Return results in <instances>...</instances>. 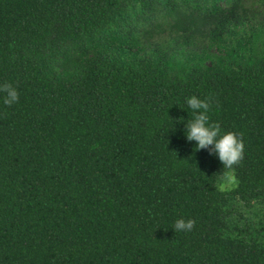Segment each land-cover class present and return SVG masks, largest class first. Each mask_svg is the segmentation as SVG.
I'll return each instance as SVG.
<instances>
[{
  "label": "trees",
  "instance_id": "obj_1",
  "mask_svg": "<svg viewBox=\"0 0 264 264\" xmlns=\"http://www.w3.org/2000/svg\"><path fill=\"white\" fill-rule=\"evenodd\" d=\"M3 83L0 264H264V0H0ZM191 95L232 182L175 126Z\"/></svg>",
  "mask_w": 264,
  "mask_h": 264
},
{
  "label": "clouds",
  "instance_id": "obj_2",
  "mask_svg": "<svg viewBox=\"0 0 264 264\" xmlns=\"http://www.w3.org/2000/svg\"><path fill=\"white\" fill-rule=\"evenodd\" d=\"M0 93L4 94L3 104L15 105L19 101V92L11 83L0 84ZM186 107L191 110L192 118L185 120L182 116L173 120L182 124L183 135L187 142H194V149H205L209 155L219 160L224 170L220 176L221 181L232 182L234 180L233 168L243 157L244 145L239 134L232 131H224L218 123L210 121L211 101L191 95L184 100ZM182 110V109H181ZM192 219L178 218L174 221L175 232H190L193 229Z\"/></svg>",
  "mask_w": 264,
  "mask_h": 264
},
{
  "label": "rangeland",
  "instance_id": "obj_3",
  "mask_svg": "<svg viewBox=\"0 0 264 264\" xmlns=\"http://www.w3.org/2000/svg\"><path fill=\"white\" fill-rule=\"evenodd\" d=\"M210 51L213 53V54H218L221 52V48L220 47H215L213 46L212 49H210Z\"/></svg>",
  "mask_w": 264,
  "mask_h": 264
}]
</instances>
